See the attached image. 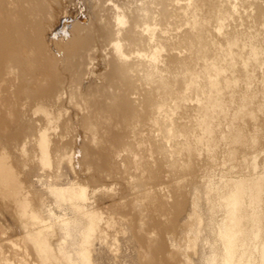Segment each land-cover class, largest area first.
<instances>
[{
    "label": "bare ground",
    "instance_id": "obj_1",
    "mask_svg": "<svg viewBox=\"0 0 264 264\" xmlns=\"http://www.w3.org/2000/svg\"><path fill=\"white\" fill-rule=\"evenodd\" d=\"M262 67L264 0H0V264H60L41 183L86 244L123 220L146 264H172L161 234L193 178L221 217L213 264H264V148L219 173L262 143Z\"/></svg>",
    "mask_w": 264,
    "mask_h": 264
},
{
    "label": "rangeland",
    "instance_id": "obj_2",
    "mask_svg": "<svg viewBox=\"0 0 264 264\" xmlns=\"http://www.w3.org/2000/svg\"><path fill=\"white\" fill-rule=\"evenodd\" d=\"M260 70L264 72L263 67ZM249 87L252 90H255V88L257 87H259L257 89H260L261 85L260 83L255 81ZM263 141H264V137L261 142L263 143ZM262 143L259 144L260 147L259 146H255L254 148L253 147L246 148V146L240 147L241 150H239V152H242L246 156H248L247 159L249 157L251 158L252 157L251 154L254 153L255 150L264 148L262 147L264 143L263 144ZM243 148H246L248 150L246 151ZM255 148H258V149H255ZM248 152H252V153H248ZM247 153L250 154V156L247 155ZM247 159H245V161ZM249 159L247 160V162L242 161V163L244 162V164L240 166V171L243 169V172H241V174L238 168H237V171L239 173L236 171V169H234V172L233 170L231 171L232 175L230 172L229 173H227L226 171L223 172L222 169H223L224 164H222L221 161H220L221 163L218 162L216 163V165L221 167V164H222L223 165L221 169L222 171L220 170L219 167L217 168L215 164H214L215 166H213L212 168L217 177L218 176L220 177L221 174L224 175L225 173L228 175V177L232 176V178H238V177L240 178V177H243L242 174H244V176H247V175H250L251 173L250 167H248ZM257 169L260 171H258ZM64 171L68 174V178L66 179V177L63 176L62 183L64 184V186H67L69 181L70 182L72 181L73 177H72V174L69 173V170L67 168L66 169L64 168ZM218 172L220 173V175ZM254 173H264V169H261V167H256ZM227 175L225 177H227ZM114 181L115 180L109 181L107 183L105 182L104 184H109L111 182L113 183ZM116 181L114 183H116ZM194 181L199 183L197 179L195 180V178H193V181L191 179L190 182H187L186 184L187 188L183 189L184 192L182 193V196L184 195L183 197H185V199H183V201L185 202V205H183L184 203L182 202L181 206L186 207V208H183L182 212L180 208L176 209L175 212L173 211L172 213L175 214V220H173L174 219V216H172L173 214L171 215L173 217L172 219L173 226L169 225L167 228L162 230L163 235L161 234V237L164 236L162 237V239L168 244L167 246L168 248L166 247L167 248L166 251L171 252L173 255L172 264H213L214 258L212 255V250H211V247L209 248L210 246L209 242L211 240L210 227H207V226H211V224L214 222V220H211V219H214L215 217L219 219L221 217H219V214L216 216H212L211 214L207 213L210 202L209 200H207L205 193L203 192L204 191L203 187H198L199 184ZM100 184H102V182L93 183L92 186L95 187L96 185H100ZM191 186L192 188H190ZM121 187L122 188L120 189L123 192L127 191L125 189L127 187L126 185L124 186V184L123 185L121 184ZM200 189L202 190L204 195L202 194ZM35 190L38 193V199H39L38 201L40 204L39 208H40L41 215L43 219L46 221V223L50 225L49 227L50 230L45 229L43 231L45 234H47L46 241L50 243L52 247V252L54 253V256H56L60 264H87V258L84 257V255H86L85 254L86 247L88 248L91 254V259L94 264H140V263L146 264L145 260L143 259L141 255V245H139L140 244L139 241L136 240V237L134 236L135 232L130 228V225L126 221H123V220L118 221L114 227H109L106 230V233H104L102 237L92 236L91 239L89 240V244H86L83 241L84 223L81 220H79L78 216L71 210L69 204H67L66 202H60L45 184H42V183L40 185L38 184L35 187ZM185 190L187 194L186 196H185ZM194 190H197V191H194ZM124 193L126 194L127 192H124ZM193 193H196V194L194 195ZM199 193L201 194L199 195ZM197 196L200 199H198ZM186 197H188L187 198L188 200L186 199ZM194 197H195V200H194ZM201 197L203 199H201ZM196 198H197L198 203L195 202ZM199 205L202 208L199 207ZM205 206L206 208H204ZM0 220L2 221L1 217H0ZM205 221H208L206 223H209V224H206ZM17 226L20 227L21 230L23 229L20 224H17ZM173 228H175L176 230ZM177 235L179 238L177 237ZM204 235L207 237V239ZM8 236H9L8 238L10 237L15 238V233L14 234L11 233V235L9 234ZM0 240H1V237H0ZM5 250L7 251V249ZM5 254L10 255V252L7 251ZM13 257L15 260H19L20 258L22 259L21 255H15ZM28 259H32V258L29 257ZM139 261H142V262H139Z\"/></svg>",
    "mask_w": 264,
    "mask_h": 264
}]
</instances>
